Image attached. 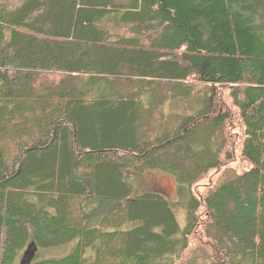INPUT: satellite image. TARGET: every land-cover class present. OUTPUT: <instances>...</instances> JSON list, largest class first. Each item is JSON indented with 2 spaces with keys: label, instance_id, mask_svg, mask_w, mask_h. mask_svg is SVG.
I'll return each mask as SVG.
<instances>
[{
  "label": "trees",
  "instance_id": "1",
  "mask_svg": "<svg viewBox=\"0 0 264 264\" xmlns=\"http://www.w3.org/2000/svg\"><path fill=\"white\" fill-rule=\"evenodd\" d=\"M11 2L0 264L30 243L29 264H264V0ZM221 90L249 168H222L198 196L232 159ZM147 172L174 178L172 201L136 193L131 174ZM200 225L206 242L186 254Z\"/></svg>",
  "mask_w": 264,
  "mask_h": 264
},
{
  "label": "rangeland",
  "instance_id": "2",
  "mask_svg": "<svg viewBox=\"0 0 264 264\" xmlns=\"http://www.w3.org/2000/svg\"><path fill=\"white\" fill-rule=\"evenodd\" d=\"M23 0H12V5H19ZM219 107L221 108L222 113H227L231 120L228 121L226 126V133L228 135L227 138V146L225 151L231 155V161L223 160L224 165L219 169L212 170L207 175H204L194 186L193 192L195 195H201L205 188L208 187L215 179L220 175V171L222 168H232L238 173H241L249 168V164L243 160L240 156L239 149L242 141V132L238 127L237 120H236V112L233 109L231 104V99L228 96V92L225 90L220 91V95L218 98ZM173 106V105H171ZM170 106V107H171ZM222 162V164H223ZM220 170V171H219ZM132 179L135 182L136 186V193H145V192H156L162 194L165 198L172 201L175 198L176 193V183L172 176L162 174L159 172H147L143 174H131ZM199 220L201 224H205L206 216L204 208H200L198 213ZM206 241L203 239L202 236V225L198 227L196 232L192 237L189 239V246L186 250V254L197 244L205 243ZM69 247H65L59 251V253L67 252ZM52 254V253H51Z\"/></svg>",
  "mask_w": 264,
  "mask_h": 264
},
{
  "label": "water",
  "instance_id": "3",
  "mask_svg": "<svg viewBox=\"0 0 264 264\" xmlns=\"http://www.w3.org/2000/svg\"><path fill=\"white\" fill-rule=\"evenodd\" d=\"M35 251L34 243H30L20 260V264H29L34 257Z\"/></svg>",
  "mask_w": 264,
  "mask_h": 264
}]
</instances>
